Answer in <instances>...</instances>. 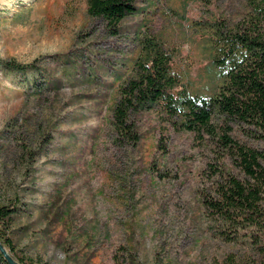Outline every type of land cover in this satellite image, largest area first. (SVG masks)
<instances>
[{
  "label": "rangeland",
  "instance_id": "rangeland-1",
  "mask_svg": "<svg viewBox=\"0 0 264 264\" xmlns=\"http://www.w3.org/2000/svg\"><path fill=\"white\" fill-rule=\"evenodd\" d=\"M136 3L112 32L87 0H0V58L37 59L0 67V198L17 196L12 232L32 264H224L234 249L210 234L201 206L207 140L146 111L140 140L115 143L109 117L145 36L173 54L192 93L215 95L212 21L232 25L245 0Z\"/></svg>",
  "mask_w": 264,
  "mask_h": 264
},
{
  "label": "trees",
  "instance_id": "trees-1",
  "mask_svg": "<svg viewBox=\"0 0 264 264\" xmlns=\"http://www.w3.org/2000/svg\"><path fill=\"white\" fill-rule=\"evenodd\" d=\"M136 1L87 0L86 8L116 32L123 18L138 13ZM245 6L230 26L220 17L212 21L210 61L222 76L215 95L192 93L174 72L173 54L145 36L130 75L116 88L109 117L115 143L140 140L146 111H155L165 126L207 140L215 160L207 162L210 182L200 201L210 234L234 247L221 259L224 264H264V0H245ZM36 61L0 58V67L23 70ZM47 84L58 88L61 81ZM7 144L0 141V147ZM24 146L21 151L31 153ZM17 200L0 198V242L18 263L32 264L12 232L22 213ZM50 216L55 219V212ZM0 264H11L2 252Z\"/></svg>",
  "mask_w": 264,
  "mask_h": 264
},
{
  "label": "water",
  "instance_id": "water-1",
  "mask_svg": "<svg viewBox=\"0 0 264 264\" xmlns=\"http://www.w3.org/2000/svg\"><path fill=\"white\" fill-rule=\"evenodd\" d=\"M0 250L2 252V254L8 259V261L11 263V264H20L18 263L16 260H14L10 254L8 253V251L2 246V243L0 242Z\"/></svg>",
  "mask_w": 264,
  "mask_h": 264
}]
</instances>
